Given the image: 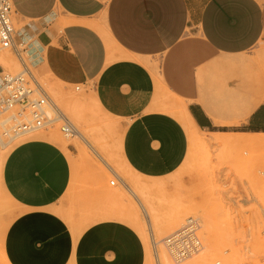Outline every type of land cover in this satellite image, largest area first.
<instances>
[{
  "label": "crops",
  "instance_id": "obj_1",
  "mask_svg": "<svg viewBox=\"0 0 264 264\" xmlns=\"http://www.w3.org/2000/svg\"><path fill=\"white\" fill-rule=\"evenodd\" d=\"M12 5L28 57L43 74L47 52L71 81L90 84L101 109L123 128L119 154L129 170L161 179L181 165L187 133L180 108L199 131L264 134V0ZM72 154V145L32 137L0 162V194L13 206L0 233L1 263L136 264L145 256L130 225L84 217L81 207L68 215Z\"/></svg>",
  "mask_w": 264,
  "mask_h": 264
},
{
  "label": "rangeland",
  "instance_id": "obj_2",
  "mask_svg": "<svg viewBox=\"0 0 264 264\" xmlns=\"http://www.w3.org/2000/svg\"><path fill=\"white\" fill-rule=\"evenodd\" d=\"M12 23L16 30L21 26L14 15ZM262 51H258L260 58L264 57ZM5 55L15 59L17 68L2 67L4 72L21 71L15 55L10 50L0 52V56ZM22 57L89 145L85 146L77 134L65 136L59 130V122L24 134L8 144L0 143V155L32 137L49 136L55 142L72 145L75 149L72 155L77 158L75 183L64 197L69 216L81 207L85 209L84 217L117 219L133 227L145 248V256L136 264H264V146L260 149L257 145L221 143L213 134L199 131L197 133L206 141L205 147L194 146L187 138L184 159L171 175L161 179L141 176L124 165L118 143L123 128L101 109L91 94V85L71 81L70 74L60 72L47 52L44 74L42 68L29 65L24 52ZM75 99L78 102L73 114L70 108ZM246 137L224 135L222 139L233 141ZM81 147L86 149L88 158L79 157ZM110 181H114V185ZM124 183L131 187L142 185L144 191L135 188V192L149 214L148 205L152 206L156 219L146 217L145 210L128 194ZM12 210L13 206L0 194V233L12 216ZM188 217L199 219L203 248L198 254L176 263L168 255L163 238ZM212 243L214 246L210 249ZM198 258L202 261L193 262Z\"/></svg>",
  "mask_w": 264,
  "mask_h": 264
},
{
  "label": "built area",
  "instance_id": "obj_3",
  "mask_svg": "<svg viewBox=\"0 0 264 264\" xmlns=\"http://www.w3.org/2000/svg\"><path fill=\"white\" fill-rule=\"evenodd\" d=\"M12 15V0H0V52L10 50L22 66L21 71L14 74L4 72L0 66V141L12 142L23 134L50 128L56 122H61L60 131L65 136L71 135L75 128L60 111L52 116L48 113L54 102L24 62L22 54L26 46L17 38ZM110 184L114 185V181ZM200 228L198 218L188 217L163 238L164 247L174 262L202 250Z\"/></svg>",
  "mask_w": 264,
  "mask_h": 264
},
{
  "label": "bare ground",
  "instance_id": "obj_4",
  "mask_svg": "<svg viewBox=\"0 0 264 264\" xmlns=\"http://www.w3.org/2000/svg\"><path fill=\"white\" fill-rule=\"evenodd\" d=\"M17 32V37H18V40L23 43L25 45V42L21 39V35L19 33L18 30H16ZM26 46V45H25ZM33 47V46H32ZM31 49V48H30ZM33 50V48L31 49ZM24 53L26 54V60L27 62L29 63V65L32 67V68H39L38 64H36V61H32L29 57H28V54H29V49H27V51L25 50ZM110 58V57H109ZM18 60V59H17ZM27 65V64H26ZM0 66L2 67H6L8 69H16L17 68V62L15 61V59L9 55H5V56H0ZM30 69V68H29ZM31 70V69H30ZM9 73V72H8ZM11 74H14V73H11ZM78 89V88H77ZM53 101V100H52ZM54 102V101H53ZM77 99H75L74 101H71L72 105L71 107L73 108H70V112L71 113H75V103L77 104ZM177 105V104H176ZM48 113L52 116V115H55V114H58L60 111L63 115V117L67 118L64 113L58 108V106L53 103V107H49L48 108ZM68 109V108H67ZM62 117V118H63ZM177 118L179 119V121L181 122V124L183 125L186 133H187V138L189 139L190 138V143L193 144L194 146L197 144L198 146H204L206 144V141L200 137V135L197 133L199 132V130L191 123L190 119L187 117L185 111L183 109L180 108V110L178 111V114H177ZM59 122H56L54 124H58ZM61 123V122H60ZM53 124V125H54ZM52 125V126H53ZM61 125V124H60ZM59 130H60V126H59ZM56 133V132H55ZM41 134V133H40ZM77 134V138H79V140H82V142L85 144V146H88V142L86 139L83 138V135H81L80 132H78V130L75 128V131L71 134V136H76ZM24 135V134H23ZM228 135V134H227ZM232 135V134H230ZM236 135V134H235ZM22 136V135H21ZM214 137H217L219 138L218 141H220L221 143H230V142H234V143H243V144H246V145H257V146H261L260 149L262 148V146H264V134H255V135H247L246 138H243V140H239L236 138V140H233V141H229V137L228 139H225L223 140L222 139V136L221 134H213ZM212 136V137H213ZM243 136V135H242ZM245 136V134H244ZM256 136H261V137H256ZM71 137V138H72ZM226 137V136H225ZM235 137V136H234ZM19 138V137H18ZM46 139L50 140V141H53L51 140V138H49V136H46L45 137ZM242 139V137H241ZM6 142V141H5ZM4 141H0V143H2V145H5V144H8V142L5 143ZM55 142V141H54ZM58 143L61 144V146L63 147V149H65V146L67 145L66 143H63V142H60L58 141ZM192 146V145H191ZM90 147V146H89ZM205 147V146H204ZM91 148V147H90ZM202 148V147H201ZM92 149V148H91ZM262 151H264V149H262ZM95 151H93L94 153ZM8 153V151H6L5 153L2 154V156L0 155V162H2V160L4 159L5 155ZM79 153L82 155V157H86L88 158V154H87V151L84 147H81L80 150H79ZM96 155V154H95ZM188 161V160H187ZM125 164V163H124ZM125 166L129 169V167L125 164ZM124 186H125V189L126 191L128 192V194H130V196H134L135 199L138 200V202L140 203V206L145 210L146 212V217H152L153 220L156 219V215H155V212H154V209L152 208V206L148 205L149 207V210H150V214L149 212L146 211V207L143 203L140 202L136 192H135V188L136 190L138 191H144L143 187L141 184H134L132 187L127 185L126 183H124ZM146 188V187H145ZM121 196V195H119ZM118 196V197H119ZM120 198V197H119ZM134 220L137 219V217H134L133 218ZM146 221H147V218H146ZM147 223V222H146ZM141 224V223H140ZM175 225H177V223H175ZM214 246V244L212 243L210 249H212V247ZM208 253V252H207ZM209 260V259H208ZM168 261V259H167ZM199 261L201 262L202 261V258H198V259H193V262L195 263H199Z\"/></svg>",
  "mask_w": 264,
  "mask_h": 264
}]
</instances>
